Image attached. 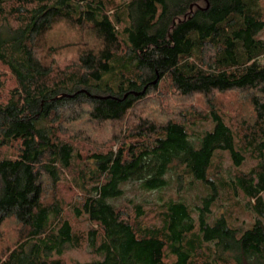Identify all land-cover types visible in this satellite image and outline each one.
<instances>
[{"label": "trees", "instance_id": "16d2710c", "mask_svg": "<svg viewBox=\"0 0 264 264\" xmlns=\"http://www.w3.org/2000/svg\"><path fill=\"white\" fill-rule=\"evenodd\" d=\"M262 1L0 0V228L17 235L0 264H264ZM64 174L70 201H50ZM173 178L176 199L118 205Z\"/></svg>", "mask_w": 264, "mask_h": 264}, {"label": "rangeland", "instance_id": "374dc122", "mask_svg": "<svg viewBox=\"0 0 264 264\" xmlns=\"http://www.w3.org/2000/svg\"><path fill=\"white\" fill-rule=\"evenodd\" d=\"M125 3H127L130 0H123ZM262 6L264 8V0L262 1ZM264 38V35H263ZM220 102L222 101V103L226 104V107L231 111L235 113H237V110L239 109L240 111L242 110V102H243V97L242 95H237V94H225L223 97L219 98ZM149 108V107H148ZM154 108H149L147 109V111H154ZM143 113V111H142ZM138 115V112L133 113V116L136 117ZM132 120L131 118H126L127 122H130ZM83 127H79L77 125V129L81 130ZM91 128L93 131L90 132L91 135V139L90 142L87 144L89 147L85 148L84 146V151L83 152H88V150L92 151L93 149V144L95 142L97 143H104L105 141H107L109 139V137L111 138L112 134L116 131H118V124H114V125H104V126H92ZM211 128V125H200L199 127H197V131H205ZM116 134V133H115ZM82 141V140H81ZM94 142V143H93ZM108 142V141H107ZM95 147V146H94ZM85 154V153H83ZM231 164V161L229 159V157H226V166H229ZM255 164L254 161L247 160L245 162V165L243 167L244 170H248L251 167H253V165ZM67 175V176H66ZM64 174V176H62L61 178V183L62 186L60 187V192L55 193V195H52L50 197V201H53L56 197H62L65 196L66 199L68 201H70V190L68 191V187L65 188L64 184L70 183L71 182V176L69 174ZM174 180L172 181V188L169 191L163 192V193H145L141 188L138 187L137 184H132L129 185L127 187V193L125 195V198L122 199L121 201H119L118 205H123L128 203V201H134V202H145V203H159L160 198H162L163 200H168L170 197L173 198H177V192L175 191L176 189V180L175 178H173ZM181 195L184 196V200L188 203H192L193 201L196 200V198L198 196L201 195L200 192H198L197 190H192L190 192H186V188L184 187V189L182 190V192L180 193ZM222 200V199H221ZM243 202V200H242ZM226 209H230V212L233 214V218L235 219L234 224L236 226H241L244 228H248L251 224H252V215L250 214L249 211L244 210L242 208L233 206L228 200L227 198L225 199L223 197V200L220 201V205L217 206V208H214V211L218 214L223 213L226 211ZM147 221L149 223H153V222H157L158 218L155 217L154 214H150L149 217L147 218ZM87 226V225H86ZM0 244L4 243V247L8 246L9 244H11V242L15 241L17 239V235L16 233L14 234L13 232H10L6 229V224H4L1 228H0ZM95 259H97V256L94 255L93 253H91V251H89V249L87 250H83V251H78V250H73V251H68L66 252V254L64 255V260L67 264H71L74 261H79L81 263H85V262H91L94 261Z\"/></svg>", "mask_w": 264, "mask_h": 264}, {"label": "water", "instance_id": "95a60500", "mask_svg": "<svg viewBox=\"0 0 264 264\" xmlns=\"http://www.w3.org/2000/svg\"><path fill=\"white\" fill-rule=\"evenodd\" d=\"M157 84V81L153 83V85H156ZM96 99H99L101 100L102 98H98V97H95Z\"/></svg>", "mask_w": 264, "mask_h": 264}]
</instances>
